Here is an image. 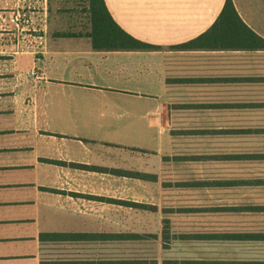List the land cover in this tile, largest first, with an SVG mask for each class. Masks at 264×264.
Here are the masks:
<instances>
[{
	"label": "crops",
	"instance_id": "obj_1",
	"mask_svg": "<svg viewBox=\"0 0 264 264\" xmlns=\"http://www.w3.org/2000/svg\"><path fill=\"white\" fill-rule=\"evenodd\" d=\"M104 1L157 47L48 29L26 78L0 77V264H264L243 236L264 234V175L241 170L263 161L264 49L174 47L225 0ZM232 1L264 38V0Z\"/></svg>",
	"mask_w": 264,
	"mask_h": 264
},
{
	"label": "rangeland",
	"instance_id": "obj_2",
	"mask_svg": "<svg viewBox=\"0 0 264 264\" xmlns=\"http://www.w3.org/2000/svg\"><path fill=\"white\" fill-rule=\"evenodd\" d=\"M47 9V16L44 17L41 15L42 8L39 4L31 5L29 8L18 6L15 1L7 5L0 1V77L26 78L31 58L37 56V51H40L39 35L44 30L57 29L63 33H73L88 31L90 28L84 0H48ZM31 11L34 13L31 14ZM256 125L259 126V131H264V114L256 119ZM250 141L252 144L256 143L252 151L258 153L259 160L263 161L251 165L243 164L241 170L248 169L251 174L255 173L262 177L264 133L252 137ZM259 189H261L259 192L264 191V187Z\"/></svg>",
	"mask_w": 264,
	"mask_h": 264
},
{
	"label": "trees",
	"instance_id": "obj_3",
	"mask_svg": "<svg viewBox=\"0 0 264 264\" xmlns=\"http://www.w3.org/2000/svg\"><path fill=\"white\" fill-rule=\"evenodd\" d=\"M90 28L88 36L100 49H148L157 46L144 43L125 32L114 21L104 0H84ZM177 48L264 49V38L258 36L239 17L233 1L225 0L223 8L211 27L203 34ZM264 238V234L243 235Z\"/></svg>",
	"mask_w": 264,
	"mask_h": 264
}]
</instances>
